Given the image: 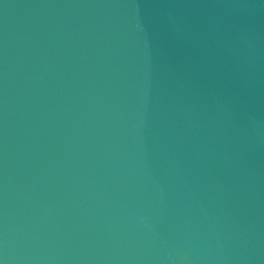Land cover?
<instances>
[{
  "label": "water",
  "instance_id": "95a60500",
  "mask_svg": "<svg viewBox=\"0 0 264 264\" xmlns=\"http://www.w3.org/2000/svg\"><path fill=\"white\" fill-rule=\"evenodd\" d=\"M3 264H264V0H0Z\"/></svg>",
  "mask_w": 264,
  "mask_h": 264
},
{
  "label": "snow or ice",
  "instance_id": "6c2138e0",
  "mask_svg": "<svg viewBox=\"0 0 264 264\" xmlns=\"http://www.w3.org/2000/svg\"><path fill=\"white\" fill-rule=\"evenodd\" d=\"M0 264H3V262H2V261H0Z\"/></svg>",
  "mask_w": 264,
  "mask_h": 264
}]
</instances>
